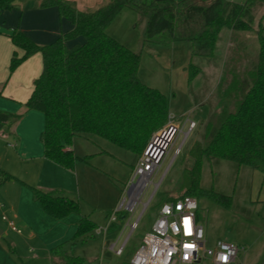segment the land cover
I'll list each match as a JSON object with an SVG mask.
<instances>
[{
	"label": "trees",
	"instance_id": "trees-1",
	"mask_svg": "<svg viewBox=\"0 0 264 264\" xmlns=\"http://www.w3.org/2000/svg\"><path fill=\"white\" fill-rule=\"evenodd\" d=\"M14 2L0 0V8L12 9ZM41 6H56L60 16L70 20L73 28L49 44H39L27 33L13 31L11 40L23 54L19 56L15 51L10 70L14 71L35 53L42 54L43 69L34 81L25 106L44 115L41 140L47 159L73 170L77 156L72 145L80 135L97 136L139 154L151 134L168 122L169 97L139 76L141 53L107 32L114 19L129 8L146 21L143 45L177 41L191 44V60L186 66L189 80L201 71L192 58H213L223 28L230 30L233 45L239 46L232 47L217 86L218 110L206 124L204 139L195 141L190 148L194 166L187 170L191 178L181 188L194 195L207 193L200 186L204 158L229 160L264 175V13L256 30L257 60L242 68L236 65L239 59L247 57L246 44L239 33L253 30L264 0L242 3L233 0H109L87 10L78 9L70 0H41ZM80 37L84 39L82 42L73 43ZM21 117V113L0 110V122L9 126ZM92 156L86 155L83 159L88 161ZM15 178L0 167V185ZM30 188L34 200L40 202L46 214L55 218L81 214L79 199L66 196L62 191ZM214 196L224 205H229L232 199L222 194ZM96 227L88 215L81 214L76 237ZM54 253L59 260L53 264L83 262L61 245L54 248Z\"/></svg>",
	"mask_w": 264,
	"mask_h": 264
},
{
	"label": "rangeland",
	"instance_id": "rangeland-1",
	"mask_svg": "<svg viewBox=\"0 0 264 264\" xmlns=\"http://www.w3.org/2000/svg\"><path fill=\"white\" fill-rule=\"evenodd\" d=\"M233 1L242 3L245 0ZM263 13L264 8L258 11L253 30L239 33L246 44L247 54V57L237 61L236 65L241 68L257 60L259 42L256 30ZM129 20L125 18L120 22H114L116 23L114 32L119 34L125 44H128L126 46L141 53L140 78L169 97L170 115L181 119L182 132L177 136L161 167L153 176V183L145 192L144 201L152 197L148 209L141 215L143 208L139 206L137 212L129 213L120 221L122 228L129 222L125 234V238L128 237V244L123 255L118 256L112 251L110 257L115 262L118 261L117 263L129 262L145 234L151 230L161 204L170 197L193 195L199 203L197 216L200 224L205 228L208 247L214 246L218 240L247 245L254 249L251 255L252 264H264V176L262 172L250 166H239L229 160L204 158L200 186L207 193L194 195L181 188V185L191 178L187 170L194 166L195 160L190 155V148L195 141L204 139L206 122L219 107L217 86L227 67L231 49L237 46L232 43L230 30L222 29L213 58L203 56L192 58V61L200 66L201 71L195 78L189 80L186 66L191 60V44L186 41H177L170 44L143 45L146 21L137 15V19L128 27ZM123 40L120 39L121 43L124 42ZM240 50L239 53L243 56V51ZM8 75L10 76V73ZM16 82L20 83L19 80ZM191 120L196 121V126L186 136L185 132L189 130ZM23 121L21 126L23 134L40 145L39 133L44 127L42 113L29 112ZM160 129L151 134L139 154H133L97 136L80 135L74 139L72 149L77 156L75 168L67 169L65 173H68L71 179L66 176L63 180L70 188L69 194L80 198L82 212L90 214L91 218L102 227L107 224L106 212L114 211L120 204L125 193L124 183L131 176L135 161H138L153 135ZM35 130L38 131L35 133ZM178 148L180 153L176 154ZM0 150L4 151L1 143ZM86 155H93L88 162L83 159ZM25 161L24 159L23 162H17L20 167L17 164L16 169L20 173L49 178L46 167L42 166V161L47 163L45 160ZM13 175L21 177L15 173ZM215 194L231 196L230 204L224 205L218 202ZM0 218L5 222L11 220L10 214L3 209V205L0 206ZM138 219L137 227L132 230L131 224Z\"/></svg>",
	"mask_w": 264,
	"mask_h": 264
},
{
	"label": "crops",
	"instance_id": "crops-1",
	"mask_svg": "<svg viewBox=\"0 0 264 264\" xmlns=\"http://www.w3.org/2000/svg\"><path fill=\"white\" fill-rule=\"evenodd\" d=\"M70 1H73L78 9L87 10L104 5L109 0ZM137 15V12L132 9H124L110 24L108 33L119 41L120 39L123 40L118 33L114 32V28H116L114 22L128 18L130 20L127 26L130 27L133 21L137 19ZM72 28V22L61 17L56 6L42 7L41 0H15L12 9L0 8V103L2 102L0 110L5 109L4 111L22 114V117L11 126L5 122H0V143L4 150H0V166L3 167L2 169H7L6 171L9 170L22 177L19 178L14 175L15 179L0 185V206L3 205V209L10 214L11 219L5 222L0 218V236H2L0 238V264H53L54 261L59 260L54 253V248L59 245L69 254L82 258V264H121L110 257L112 254L110 252L113 251V254L121 256L128 244V237L126 239L125 234L129 222L124 228L120 226V221L128 216L127 213H121L116 220L109 222L110 214L107 212L112 213L113 211H107V224L105 226L108 228L99 231L102 226L93 220L90 214L82 212L81 204V214L88 215L97 224V227L83 236L76 237L81 214L71 213L63 218H55L46 214L40 202L34 200L33 191L30 188L37 185L38 188L41 187L40 189L45 191H62L64 195L80 201L79 197L69 194L68 189L70 188L66 186L65 180H63V178L66 179V176L71 179L68 173H65L67 169L44 156V145L41 140V132L44 127L39 133L40 145L29 140L28 136L22 132L21 126L25 116L29 112L38 111L27 110L25 103L33 91L35 79L42 72L43 58L40 52L35 53L11 72V58L15 51L21 56L23 50L13 44L10 35L13 31H22L39 44H49ZM83 40V37H80L73 43ZM122 43L125 44V41ZM224 57L226 56L224 55ZM18 80L20 83L16 82ZM176 119L180 124L181 119L179 120V117ZM36 131L38 130H35V133ZM24 159L26 161L28 159L45 160L47 163L42 161V166L46 167L49 178L36 177V174L29 176V174L20 173L16 169L19 165L17 162H23ZM11 223L16 229H13ZM97 238L100 239L97 240ZM121 247L123 248L122 253L117 254L116 250ZM244 247L245 249L231 264L253 263L251 255L254 249L247 245ZM122 263L131 264V259L129 262L124 261Z\"/></svg>",
	"mask_w": 264,
	"mask_h": 264
},
{
	"label": "built area",
	"instance_id": "built-area-1",
	"mask_svg": "<svg viewBox=\"0 0 264 264\" xmlns=\"http://www.w3.org/2000/svg\"><path fill=\"white\" fill-rule=\"evenodd\" d=\"M195 126V121H189V130L185 135L188 136ZM181 132L182 127L176 117L170 115L166 125L153 135L136 162L126 182L124 196L118 207L109 215V222L116 220L121 213L137 212L139 206L143 208L141 215L148 209L152 197L144 201L145 192L153 183V176ZM177 153H180V148L176 150ZM198 208L199 203L195 196L186 195L165 200L158 210L151 230L145 234L133 255L131 264H231L234 262L245 247L226 240H218L214 246L208 247L205 228L198 220ZM139 219L131 224L132 230L137 227ZM11 226L16 229L12 223ZM107 228L108 226L100 227L99 231ZM122 251V247L116 250L117 254H121Z\"/></svg>",
	"mask_w": 264,
	"mask_h": 264
},
{
	"label": "snow or ice",
	"instance_id": "snow-or-ice-1",
	"mask_svg": "<svg viewBox=\"0 0 264 264\" xmlns=\"http://www.w3.org/2000/svg\"><path fill=\"white\" fill-rule=\"evenodd\" d=\"M185 223L187 224V221H185ZM186 247H191V245H186Z\"/></svg>",
	"mask_w": 264,
	"mask_h": 264
}]
</instances>
